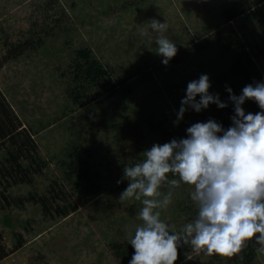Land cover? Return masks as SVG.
I'll use <instances>...</instances> for the list:
<instances>
[{"label": "rangeland", "instance_id": "rangeland-1", "mask_svg": "<svg viewBox=\"0 0 264 264\" xmlns=\"http://www.w3.org/2000/svg\"><path fill=\"white\" fill-rule=\"evenodd\" d=\"M227 9L236 16L228 19ZM152 19L168 25L163 35L178 49L167 65L156 53ZM227 34L246 46L264 79V0H0V103L16 131L35 145L29 153L35 162L21 161L27 175L11 177L2 170L10 142L0 140V264H120L110 243L128 241L142 223L141 201L120 202L121 192L82 196L61 178V163L69 161L66 153L75 143L90 149L83 160L98 169L99 156L110 149L131 152L132 144L114 142L126 114L171 127L214 115L211 103L200 112L189 108L174 123L190 81L207 74L209 93L222 90L225 62L212 38ZM30 39L33 49L7 57L10 48ZM206 43L197 51V44ZM81 51L110 77L87 78ZM117 162L112 158L114 170ZM193 190L182 183L160 210L172 231L196 217ZM174 264L212 263L186 245ZM253 264H264V253L258 251Z\"/></svg>", "mask_w": 264, "mask_h": 264}, {"label": "clouds", "instance_id": "clouds-1", "mask_svg": "<svg viewBox=\"0 0 264 264\" xmlns=\"http://www.w3.org/2000/svg\"><path fill=\"white\" fill-rule=\"evenodd\" d=\"M150 29L158 36L156 53L167 65L178 51L163 35L168 25L152 19ZM141 35L151 38L147 31ZM210 86L207 74L187 84L174 123L189 108L200 112L211 103L227 106L219 94L209 93ZM226 91L234 105L232 126L224 129L213 119L193 123L186 138L155 143L140 162L124 166L122 180L128 183L118 200L142 203L138 213L142 223L128 237L134 249L129 264H174L182 245H190L197 254L230 258L253 238L264 253V82L244 86L238 96L231 88ZM245 100H253L261 111L245 113ZM169 174L175 178L169 179ZM182 183L194 188L190 195L197 215L175 232L161 220L160 210L172 203Z\"/></svg>", "mask_w": 264, "mask_h": 264}, {"label": "trees", "instance_id": "trees-1", "mask_svg": "<svg viewBox=\"0 0 264 264\" xmlns=\"http://www.w3.org/2000/svg\"><path fill=\"white\" fill-rule=\"evenodd\" d=\"M225 14L228 19H232L236 16L235 10L231 9H227ZM212 40L218 45V56L225 62L223 68L221 67V78L219 81L222 85V90L218 94L219 99L225 102L227 106L219 108L214 103V112L216 115L212 114L209 118H196L194 123L206 122L209 119H213L224 129H227L232 126L231 117L235 115V112L233 102L229 100V93L226 91V88H231L232 93L238 96L241 94L244 86L248 84L254 85L255 82H264V79L256 69L243 43L235 40L230 34L225 35L223 38L218 35L213 36ZM32 41L33 39L25 40L23 44L10 48L7 57H10V55L18 56L22 54L27 47L33 49ZM209 41H211V38H209ZM206 42L208 43V41ZM207 43L202 45L197 44V51L204 50ZM36 44L40 47L41 41L37 40ZM79 54L86 60L84 62L86 66L83 72L87 78L96 80L98 77H110V72L100 64L87 59V52L81 51ZM101 87L102 89L104 88L103 85H101ZM244 104L247 106L244 109L245 113L251 112L255 114L261 111L253 100H245ZM191 124L184 122L182 125L171 127L168 125L166 126L162 120L154 122L150 118L131 119L130 116L126 114L122 121L115 127L114 142L132 144L131 152L126 151V149L122 147L116 150L110 149V151H108L110 152L109 155L99 156L100 169H98L99 167H92L83 160L85 153H89L90 149L88 148L89 150L87 151V148H83L85 146L75 143L70 147V151L66 153V158L69 161L63 160L61 163V178L72 183L73 190L82 196L105 191L114 194L120 193L127 187L122 181L125 165H134L140 162L143 159V152L155 143L163 144L172 139L179 140L181 138H186L187 134L183 128H185V126L189 127ZM17 128L18 125L14 123L12 117L7 115L5 106L0 103V140L8 139L10 142L9 149L7 150V157L4 160L8 163V168L3 164L2 170L6 172L4 175L11 177L16 173H24L25 176V168L21 166V161L27 159L31 162L35 159V157L31 158V156H29V153L35 147L34 142L29 135L25 134L22 136V132L16 131ZM78 134L80 135L81 132ZM112 158L116 159V161H118L117 163H119V165L116 166V170L111 166ZM102 167L104 168V172L101 171ZM118 180H121V183L117 184ZM4 198L6 199V196H4ZM5 223L10 224L9 218H5ZM258 248L259 245L256 243L255 238H253L246 243V246L240 253L233 257H222L216 254L211 255V263L253 264L257 256ZM185 249L186 245H182L178 248V252L184 251ZM110 250L115 255L114 257L120 261V264H129L134 253V249L128 241L123 243L111 242Z\"/></svg>", "mask_w": 264, "mask_h": 264}]
</instances>
